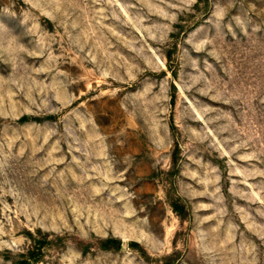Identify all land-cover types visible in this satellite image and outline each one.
<instances>
[{"label": "rangeland", "instance_id": "rangeland-1", "mask_svg": "<svg viewBox=\"0 0 264 264\" xmlns=\"http://www.w3.org/2000/svg\"><path fill=\"white\" fill-rule=\"evenodd\" d=\"M0 264H264V0H0Z\"/></svg>", "mask_w": 264, "mask_h": 264}]
</instances>
